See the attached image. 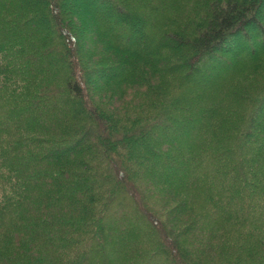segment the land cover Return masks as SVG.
Instances as JSON below:
<instances>
[{
	"label": "trees",
	"instance_id": "16d2710c",
	"mask_svg": "<svg viewBox=\"0 0 264 264\" xmlns=\"http://www.w3.org/2000/svg\"><path fill=\"white\" fill-rule=\"evenodd\" d=\"M199 3L0 0V264H264V0Z\"/></svg>",
	"mask_w": 264,
	"mask_h": 264
},
{
	"label": "rangeland",
	"instance_id": "374dc122",
	"mask_svg": "<svg viewBox=\"0 0 264 264\" xmlns=\"http://www.w3.org/2000/svg\"><path fill=\"white\" fill-rule=\"evenodd\" d=\"M77 1H81V0H67L69 5H71V4H73L74 2H77ZM166 2H167V5H168V6H166V8H167L166 17L169 20H172L174 22V20L177 21L178 18L173 19V18H170V17L174 16L178 12L177 8L183 9L184 13L189 15L191 8L193 6H195L196 4H198L199 0H166ZM199 4L201 6L203 5L201 3H199ZM260 15L262 17H264V10L260 11ZM80 19H81V21L84 20V18L82 16H80ZM205 67H206L207 70L210 69L209 66L205 65ZM196 83L197 84L199 83V85H201L200 81H198V80L196 81ZM204 83H205L204 85H206V86L208 85L209 87H212V81H207V82H204ZM186 130H187V134H189L190 138H192V142L193 143L198 142V140H199V134L197 133L198 131H196L195 129L192 130L191 127L190 128L188 127ZM181 136L182 135L180 134V132H177L175 134L173 133L171 142L172 143H176L177 142L178 144H181V140H180ZM161 139H162V137L159 138V140H161ZM131 216H132L131 206H128L126 209H121L119 212H117V213L115 212L114 214H112V217L109 220V223H110V225H114V227L116 228V230H117L116 234L123 235L124 230L126 229L125 223H137L138 224V222L133 220V218Z\"/></svg>",
	"mask_w": 264,
	"mask_h": 264
}]
</instances>
